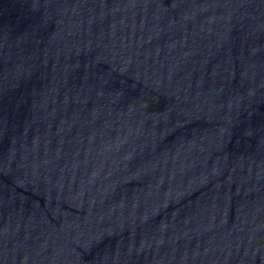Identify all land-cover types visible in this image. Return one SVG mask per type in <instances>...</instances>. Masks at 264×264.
<instances>
[{"label": "water", "instance_id": "obj_1", "mask_svg": "<svg viewBox=\"0 0 264 264\" xmlns=\"http://www.w3.org/2000/svg\"><path fill=\"white\" fill-rule=\"evenodd\" d=\"M264 46V0H0V242L144 159Z\"/></svg>", "mask_w": 264, "mask_h": 264}]
</instances>
